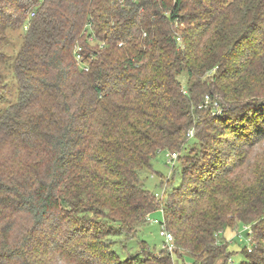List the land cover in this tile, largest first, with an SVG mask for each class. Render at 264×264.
Segmentation results:
<instances>
[{
	"label": "trees",
	"instance_id": "1",
	"mask_svg": "<svg viewBox=\"0 0 264 264\" xmlns=\"http://www.w3.org/2000/svg\"><path fill=\"white\" fill-rule=\"evenodd\" d=\"M9 27L0 264H174L140 239L114 250L159 210L189 264H225L233 220L251 228L240 264H264V0H0V46ZM163 150L182 174L158 200L140 173Z\"/></svg>",
	"mask_w": 264,
	"mask_h": 264
},
{
	"label": "rangeland",
	"instance_id": "2",
	"mask_svg": "<svg viewBox=\"0 0 264 264\" xmlns=\"http://www.w3.org/2000/svg\"><path fill=\"white\" fill-rule=\"evenodd\" d=\"M4 3V2H3ZM25 28L23 27H9L5 31V39L3 40L0 51L6 56L5 63L0 64L1 72L3 74V78L5 81L6 87L2 90V96L0 97V113H2L9 105L15 103L18 95V82L14 75V69L12 65L13 58L15 54L21 47L23 42V37L25 36ZM206 36V35H205ZM256 33H251L249 39H254L256 37ZM200 46V45H199ZM198 47V46H197ZM199 48V47H198ZM200 49V48H199ZM181 81L184 82V78L181 77ZM206 101H210L211 99L208 96H205ZM215 111V110H214ZM216 115L220 114V110H216L214 112ZM213 114V113H212ZM215 124V128L212 132L217 135L216 139L218 142L225 141L221 145V150L228 147L229 142H234L229 138L224 137L225 135L232 138L229 135V130L221 129L219 123ZM190 138V137H189ZM198 145L194 143L190 138L187 142V149L192 146ZM236 154H239V150H235ZM256 157L262 159L264 157V145L259 146L255 149ZM174 165V168L172 166ZM181 168L179 163L174 160L173 164L168 162L167 152L165 150L157 153L151 159V167L147 169H143L140 173V179L142 180L144 186L152 193H157L156 198L158 200H163L165 193L167 192V187L171 184L174 186H178L181 181ZM151 222L147 225L136 228L137 235L132 236L125 241V235H120L119 237H112L116 243H114V250L121 260L127 258L129 255L134 254L138 251L139 247L137 244V240H144L148 247L153 251H158L162 248L163 238L159 236V223L154 221V218L160 220L162 218L159 211L154 212L150 215ZM232 226L234 228H227L223 231L222 235L225 238V243L227 244L228 250L232 251L228 261L225 264H239L244 260V255L241 253V249L243 246L251 245V243L247 240L246 232L241 231V235L236 236V228L235 221H232ZM238 229H242V224H238ZM223 241V240H222ZM173 263L174 264H189L190 257L188 254H184L178 256L177 254L173 255ZM56 264H64L59 261Z\"/></svg>",
	"mask_w": 264,
	"mask_h": 264
},
{
	"label": "built area",
	"instance_id": "3",
	"mask_svg": "<svg viewBox=\"0 0 264 264\" xmlns=\"http://www.w3.org/2000/svg\"><path fill=\"white\" fill-rule=\"evenodd\" d=\"M30 14L33 15V12ZM177 40H179V39H177ZM118 45L120 46L121 43H119ZM76 49L79 50L78 47ZM77 57H79L78 53H77ZM192 135H193V130L189 129L186 133V136L191 137ZM176 157H177V154L175 152L167 153L168 162H170V163L173 162L176 159ZM155 195L157 196L158 194L155 193ZM159 212H160L162 218L160 220H157L156 218H154V221L159 223V236H161L163 238L162 248H165L167 250V252L173 256L175 254V250H176V246L174 244V237H173L172 233L164 227L163 211L159 210ZM147 219H148V222H151V220L153 218H151V216H148ZM241 231L246 232L247 240L250 243H252L251 242V236L249 235L251 232L250 225L249 224H242V229L236 230V236L239 237L241 235ZM247 250L251 251V245L247 246Z\"/></svg>",
	"mask_w": 264,
	"mask_h": 264
}]
</instances>
